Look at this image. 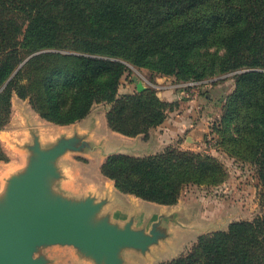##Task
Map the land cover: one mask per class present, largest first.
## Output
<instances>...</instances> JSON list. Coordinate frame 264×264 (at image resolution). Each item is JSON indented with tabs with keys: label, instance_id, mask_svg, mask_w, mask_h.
Instances as JSON below:
<instances>
[{
	"label": "trees",
	"instance_id": "obj_1",
	"mask_svg": "<svg viewBox=\"0 0 264 264\" xmlns=\"http://www.w3.org/2000/svg\"><path fill=\"white\" fill-rule=\"evenodd\" d=\"M45 49L61 52L27 61ZM120 58L141 67L153 59L157 72L194 81L240 71L213 132L219 147L259 165L264 178V0H0V129L17 90L61 126L104 102L113 130L148 135L172 104L147 91L121 95ZM102 172L120 191L163 205L177 204L189 185L223 182L215 158L177 147L141 158L117 155ZM210 236L166 264H264V218Z\"/></svg>",
	"mask_w": 264,
	"mask_h": 264
},
{
	"label": "crops",
	"instance_id": "obj_2",
	"mask_svg": "<svg viewBox=\"0 0 264 264\" xmlns=\"http://www.w3.org/2000/svg\"><path fill=\"white\" fill-rule=\"evenodd\" d=\"M159 96L168 102L177 99L173 91ZM216 96L205 93L203 98L200 93L193 100L179 103V108L170 110L167 120L148 135L130 137L113 130L107 118L111 106L102 114L93 111L76 124L60 126L65 132L61 140L71 142L57 158L59 166L54 174L45 178L46 198L63 200L72 206L89 204L94 208L92 220L97 227L135 233L139 245L121 247L116 258L118 264H124L133 255L139 256V261L145 259L144 264H166L188 253L204 234L192 222L188 200L181 198L175 205H163L124 193L103 174L102 167L117 155L141 158L162 153L169 147L198 152L206 146L207 136H214L213 120L222 115V100L219 110H214L219 101ZM92 168L95 178L87 173ZM59 251V247H50L38 254L47 264H57L61 258ZM70 252L72 260L67 264L106 263L105 259L97 260L77 250Z\"/></svg>",
	"mask_w": 264,
	"mask_h": 264
},
{
	"label": "rangeland",
	"instance_id": "obj_3",
	"mask_svg": "<svg viewBox=\"0 0 264 264\" xmlns=\"http://www.w3.org/2000/svg\"><path fill=\"white\" fill-rule=\"evenodd\" d=\"M20 20L22 21L23 18L21 17ZM54 52L61 51L55 49L41 50L31 54L27 61L33 56ZM210 52H216V49ZM224 54L225 51L220 50L219 56H224ZM101 56L98 55V57ZM58 60L63 65L68 62V59ZM116 60H119L125 66V73L120 80L119 87L121 95L139 93L137 84L134 81V77H137L145 88L144 91L152 93L164 102L168 101L163 100L159 96L160 93L167 91L176 93L177 99L175 102H168L172 104L170 110H175L177 106L179 108V103L193 100L200 93L203 98L205 93L216 94L219 101L215 103L216 108L214 110H219L221 100L223 106H225L228 96L233 93L236 78L240 73V71L217 73L209 77L207 74L195 75L200 80L194 81V79L187 80L188 78L177 74L157 72L154 68L153 59L143 60L146 61L143 67L134 64L131 60L121 58ZM194 61L196 65L201 63L198 57L194 58ZM9 104V120L0 129V212H5L9 208V191L12 181L27 175L38 161L41 152L55 153L58 150L60 151L63 144L62 142L59 143V140L65 134L63 128H60L61 125L42 118L38 111L34 109L30 99L20 97L17 90L11 92ZM108 106L111 105L104 102L95 104L91 113L94 111L102 114ZM220 121V117L213 120L211 128L219 125ZM212 135L207 136L205 139L206 148L202 147L196 153L211 156L219 162L223 182L217 186L189 185L183 190L180 197L182 200H188L192 222L207 238H210V235L214 233L227 230L231 223L253 222L255 219L264 218V178L261 176L263 172L260 170L259 165L230 156L218 146L219 136L215 132L214 136ZM78 159L83 160L79 156ZM54 163L58 165V160ZM87 173L95 178L94 168ZM50 247H59L60 249L61 258L56 262L57 264L70 263L72 260L70 251H79L73 246L61 244L47 245L42 249ZM35 257L38 260L39 254H35ZM139 263L144 264L145 259L139 261V256L133 255L124 264Z\"/></svg>",
	"mask_w": 264,
	"mask_h": 264
},
{
	"label": "water",
	"instance_id": "obj_4",
	"mask_svg": "<svg viewBox=\"0 0 264 264\" xmlns=\"http://www.w3.org/2000/svg\"><path fill=\"white\" fill-rule=\"evenodd\" d=\"M134 81L139 92L145 90L137 77ZM60 142V151L41 152L29 173L12 181L9 208L0 212V264H47L40 257L37 260L35 254L44 246L60 244L73 246L97 260L105 259L103 264H118L121 247L139 245L133 232L97 227L91 205L72 206L63 200L46 198L45 178L54 174V161L71 141ZM48 185L52 187L51 183Z\"/></svg>",
	"mask_w": 264,
	"mask_h": 264
},
{
	"label": "built area",
	"instance_id": "obj_5",
	"mask_svg": "<svg viewBox=\"0 0 264 264\" xmlns=\"http://www.w3.org/2000/svg\"><path fill=\"white\" fill-rule=\"evenodd\" d=\"M195 84V83H194ZM194 84H191V85H194Z\"/></svg>",
	"mask_w": 264,
	"mask_h": 264
}]
</instances>
